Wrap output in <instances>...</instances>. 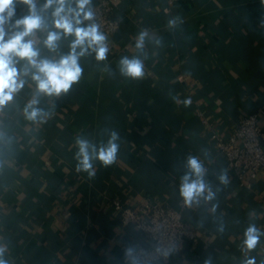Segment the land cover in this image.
<instances>
[{"label":"crops","instance_id":"1","mask_svg":"<svg viewBox=\"0 0 264 264\" xmlns=\"http://www.w3.org/2000/svg\"><path fill=\"white\" fill-rule=\"evenodd\" d=\"M112 1V18L121 21L115 52L103 62L94 54L82 57V78L67 94L40 98L39 106L51 113L46 122L24 116L35 93L30 78L0 117L4 259L8 264H127L123 246L151 243L132 225L121 224L113 202L136 209L149 203L179 208L180 178L186 158L194 155L204 162L216 196L186 212L198 237L170 264H241L245 229L254 223L264 231V170L253 190L241 187L216 139L227 137L250 113H258L264 127V0ZM16 13L27 14L26 6L18 5ZM50 13H41L48 29L32 38L41 57L58 59L72 38L58 41L56 52L43 45L47 31L54 30ZM173 18L182 22L170 29ZM142 30L151 39L139 51L135 38ZM123 56L144 59L143 78L120 74ZM111 131L119 134L116 162L108 167L94 162L91 178L77 172L76 137L99 145ZM224 170L227 184L218 179ZM247 256L264 262V237Z\"/></svg>","mask_w":264,"mask_h":264},{"label":"clouds","instance_id":"2","mask_svg":"<svg viewBox=\"0 0 264 264\" xmlns=\"http://www.w3.org/2000/svg\"><path fill=\"white\" fill-rule=\"evenodd\" d=\"M38 2L39 0H0V108L12 102L15 95L24 88L26 78H30L35 84V93L23 109L24 116L34 123H44L51 113L39 106L40 98H58L67 94L82 78L81 58L94 54L97 62H103L107 60L110 49L107 36L94 22L92 0H43L39 8ZM21 4L26 6L27 14L17 17L16 9ZM48 10H51V28L54 30L47 31L43 45L49 51L56 52L58 41L72 38L69 51L58 59L41 57L38 42L32 38L37 31L48 29L49 26L41 15ZM180 22L179 18L170 19L168 27L175 28ZM147 39H151L149 32L142 30L135 38V48L142 51ZM155 43L159 44L160 41L156 40ZM21 62L22 66L17 67ZM118 69L127 78H143L144 59L140 56H123ZM190 103V99L184 101L186 107ZM118 140L119 134L116 131H111L107 141L99 145L81 136L76 137V171L86 172L91 178L95 176L94 162L99 161L105 167L114 164L119 151ZM185 167L186 172L180 178L178 189L185 206L199 205L202 200H214L216 193L205 178L207 169L204 162L199 157L190 155L186 158ZM218 179L221 184H227V171H222ZM216 207L213 205V212ZM220 231H223V227ZM261 237H264V231L250 223L243 234L241 250L246 258L241 264H256L255 257L247 256V253L256 249ZM5 252L6 249L0 246V264H8L4 259ZM130 252L131 249H127L126 255ZM205 264H211V261L206 260Z\"/></svg>","mask_w":264,"mask_h":264},{"label":"built area","instance_id":"3","mask_svg":"<svg viewBox=\"0 0 264 264\" xmlns=\"http://www.w3.org/2000/svg\"><path fill=\"white\" fill-rule=\"evenodd\" d=\"M94 22L108 38L109 54L115 52L114 38L121 29V21L112 18L115 4L112 0H99L91 4ZM88 23V22H85ZM108 54V55H109ZM5 107L0 108V117ZM217 148L227 160V170L233 173L241 187L253 190L259 173L264 170V127L259 114L250 113L239 119L236 128L227 137H218ZM182 198L179 208L166 204L149 203L137 209L114 201L113 207L123 226L132 225L151 246L132 249L123 246L127 264H170L176 254L184 252L186 243L198 237V230L187 218ZM131 252L126 255V250ZM167 253V255H165Z\"/></svg>","mask_w":264,"mask_h":264}]
</instances>
